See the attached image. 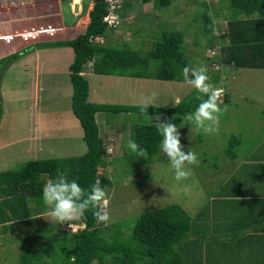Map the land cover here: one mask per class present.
Instances as JSON below:
<instances>
[{"label": "rangeland", "instance_id": "1", "mask_svg": "<svg viewBox=\"0 0 264 264\" xmlns=\"http://www.w3.org/2000/svg\"><path fill=\"white\" fill-rule=\"evenodd\" d=\"M180 1L181 7L176 6ZM207 8L218 19L216 22L219 27L217 32L219 36L227 31L228 20L244 17V14L235 13L230 0H174L172 5L155 10L157 16L148 21V25L153 23L154 28L146 32L134 30L135 34L131 39L109 44L125 49H144L143 53L146 55L149 50L155 48L164 32L182 31L186 39L188 37V41H191L184 39L182 50L185 58H183L190 62L191 67L202 62L206 65L209 75L219 73L221 80L218 83L220 86H217L223 89L220 98L223 99L227 93H231L233 97V101L229 104L219 103L225 110L219 116L216 130L211 133L192 127V122L186 119L188 114L137 112L100 114L101 134L109 153L106 164L100 169V175L111 178L113 182L111 187L106 188L110 214L106 224L115 227L119 225L125 238L132 236L140 215L148 210L172 203H179L188 211L199 208L206 194L209 193L210 184L217 185L219 181L225 182L223 177L226 172L217 171L218 167H221L220 147H227L232 135L240 138L242 136L243 141L247 140L243 136L242 125L240 127L236 124L240 122L236 103L238 96L242 93L236 94L231 91L233 87H238L239 80L236 82V78L238 79L242 74V70L230 64H222L219 53L213 58L207 56L208 49L216 48L218 52L219 45H222L221 37H218L219 41L212 43L214 33L206 32L204 29L203 14ZM123 28L125 29L126 26L121 27ZM12 60L13 58L7 59L5 64L0 65V70L3 69L0 78V92L3 100V115L0 119V172L18 169L30 160L84 154L87 151V144L81 123L72 110L73 93L63 94L64 90H68L70 86L54 87L55 90L52 91V88L48 86L46 91V84L41 83L37 85L39 95H34L32 98V89L35 88L34 79L21 75L17 66L12 68L6 64ZM151 62L152 64L146 68L131 71H145L153 74L162 71L161 60L152 59ZM212 62H216L217 65ZM88 67L91 68L93 65L89 64ZM86 72L90 73L91 70L87 69ZM176 74L183 78L184 83L178 79L169 82L153 79L143 84L141 91L136 92L133 97L118 81L99 82L96 79L98 76H94L91 77L92 100L108 104L144 105L143 98L156 92L154 106H174L177 96L183 99L188 95H198L197 91L185 82L183 70L176 69ZM246 79V85L251 91L253 87L256 88V84L259 85L258 89L264 88V70L252 72ZM64 81L66 79H61L60 82ZM179 83L183 85H177ZM246 90L247 88L243 90V93H246ZM95 93L98 95L96 96ZM243 121L247 122L246 119ZM162 122L175 124L180 132L183 150L187 152L191 149L198 154L199 165L192 166V176L180 183L173 179L174 174L169 167L168 158L160 151V148L152 157L145 151L144 157H138L135 153H130L127 147L129 141H134L136 124ZM38 131H44L38 136L39 140L35 139ZM248 140L251 141L252 138ZM229 175L230 173L226 174V178ZM210 180H212L211 183ZM185 187L188 191L184 190ZM29 203L38 210L33 212L34 216L31 217L29 224L15 222V229L9 233H3L0 264H20L23 245L40 248L45 239L53 242L56 240L54 237L60 233H74L84 227L80 222L70 224L55 220L44 201L38 205L34 199H30Z\"/></svg>", "mask_w": 264, "mask_h": 264}, {"label": "trees", "instance_id": "2", "mask_svg": "<svg viewBox=\"0 0 264 264\" xmlns=\"http://www.w3.org/2000/svg\"><path fill=\"white\" fill-rule=\"evenodd\" d=\"M93 1L94 6L86 30L75 39L61 42L73 47L75 51V58L70 65L73 86L72 110L83 128L87 151L82 155L30 160L18 169L0 172L2 233L15 229V222L24 225L30 223L33 212L38 209L32 207L29 200L34 199L40 205L44 188L59 172L66 173L68 180H76L86 191L91 190V185L98 177L105 189L112 186L111 178L100 175V169L106 164L109 153L97 122L99 112L186 115L194 112L200 103L198 95H188L174 106L152 105L148 108L145 105L90 101L89 80L82 74L90 62H94L95 73L127 75L134 73L131 71L133 69L150 66L152 59H159L163 69L152 77L164 80H182L183 78L176 74V69L191 68L190 62L183 58L182 45L185 35L182 31L164 32L155 48L145 56L133 49L92 41V37H107L111 31L104 21L107 3L105 0ZM173 1L155 0L154 4L156 8H163L172 5ZM230 2L235 13L244 14V17L228 20L227 31L221 36L215 32L216 15L214 16L209 8L203 14L205 31L215 35L211 42L219 41L218 37L222 38V45H219L217 52L222 59L221 63L234 67L264 68V0ZM16 55L1 59L0 65ZM208 76L209 82L217 86L220 74L216 72ZM2 115L3 100L0 92V119ZM133 139L152 157L160 148L162 136L157 131L156 123L136 124ZM240 141L241 138L235 135L228 140L231 156ZM72 222H80L84 227L74 233H60L54 237V243L45 239L40 248L23 245L20 264H182V255L176 246L187 238L191 229V217L179 203L142 213L130 238L124 237L119 225L115 227L98 223L91 208L86 210L83 219Z\"/></svg>", "mask_w": 264, "mask_h": 264}, {"label": "crops", "instance_id": "3", "mask_svg": "<svg viewBox=\"0 0 264 264\" xmlns=\"http://www.w3.org/2000/svg\"><path fill=\"white\" fill-rule=\"evenodd\" d=\"M154 3L155 0H128L121 12L124 18L121 27L126 28L111 29L107 37L104 36V43L129 40L135 34L134 30L146 32L154 28L153 23L148 25V21L157 16L155 10L158 8ZM180 5L181 1L176 6ZM93 6V0H0V60L17 54L6 64L12 68L17 66L21 75L34 79L32 98L39 95L37 85L41 83L46 84V91L48 86L52 88L51 91L55 90L54 87L70 86L63 94L73 93L70 65L75 51L61 42L75 39L86 30ZM216 20L215 32L218 35ZM185 40L188 41V37L186 39L185 36ZM133 50L145 56L144 49ZM88 65L86 71L89 69L91 72L84 75L89 80V100L92 102L96 101L92 100L91 77L94 76H98L96 79L99 82L118 81L132 97L148 81L164 80L154 78L152 76L155 74L148 75L145 71L127 75L98 74ZM238 68L242 70V74L236 78V82L239 80L238 87L231 90L236 94L242 93L236 103L240 118L236 124L242 125L244 138L248 140L251 137L252 140L243 141L241 136L233 156L228 151L229 144L225 148L220 147L221 167L217 171L230 175L226 178L225 174V182L210 184L209 193L199 208L187 210L191 217V229L187 238L176 246L182 255V264H264V88L258 89L259 85L256 84L251 91L246 85L248 74L264 68ZM61 79L66 81L62 83ZM246 88L247 94L243 93ZM232 98L231 93H227L223 99L219 98L218 103L229 104ZM180 100L177 96L175 104ZM102 113L97 114L100 132ZM43 132L38 131L35 139L39 140L38 136ZM69 223L74 224L72 221Z\"/></svg>", "mask_w": 264, "mask_h": 264}, {"label": "clouds", "instance_id": "4", "mask_svg": "<svg viewBox=\"0 0 264 264\" xmlns=\"http://www.w3.org/2000/svg\"><path fill=\"white\" fill-rule=\"evenodd\" d=\"M183 73L185 82L197 91V98L200 100L195 111L189 113L186 119L191 121V126L197 130L202 129L205 133L215 131L219 124V116L225 110L218 103L223 89L214 87L209 82L207 67L202 62L191 68L185 67ZM189 73H191L190 76ZM156 95V92H152L150 96L143 98V103L147 108L150 105H155ZM156 127L162 136L160 151L168 158L169 167L174 174L173 179L177 183L187 180L192 176V166L200 163L198 154L191 149L187 152L183 150L184 145L181 144L180 132L175 124L162 122L156 123ZM127 147L130 153L144 157V150L136 142L129 141ZM101 185V180L98 177L91 185V190L86 191L76 180H68L66 173L59 172L57 177L48 182L44 188L43 201L48 206L50 215L60 223L81 220L85 217L86 210L91 208L97 222L106 224L110 219L109 201L106 189ZM184 190L188 191L187 187Z\"/></svg>", "mask_w": 264, "mask_h": 264}, {"label": "built area", "instance_id": "5", "mask_svg": "<svg viewBox=\"0 0 264 264\" xmlns=\"http://www.w3.org/2000/svg\"><path fill=\"white\" fill-rule=\"evenodd\" d=\"M128 0H105L107 3V13L104 16V21L108 24L110 29H116L121 26L123 22L122 10L124 9ZM94 42L104 43V37L96 36L91 38ZM216 48L208 49L207 56L213 57L216 54ZM217 65L216 63H213ZM92 65V64H91ZM83 74L86 72H82ZM3 235L0 231V245L2 244Z\"/></svg>", "mask_w": 264, "mask_h": 264}, {"label": "water", "instance_id": "6", "mask_svg": "<svg viewBox=\"0 0 264 264\" xmlns=\"http://www.w3.org/2000/svg\"><path fill=\"white\" fill-rule=\"evenodd\" d=\"M2 70H3V69L0 70V78H1Z\"/></svg>", "mask_w": 264, "mask_h": 264}, {"label": "bare ground", "instance_id": "7", "mask_svg": "<svg viewBox=\"0 0 264 264\" xmlns=\"http://www.w3.org/2000/svg\"><path fill=\"white\" fill-rule=\"evenodd\" d=\"M230 141H231V140H230ZM230 141H229V142H230ZM230 144H231V143H230ZM233 152H234V151H233Z\"/></svg>", "mask_w": 264, "mask_h": 264}]
</instances>
